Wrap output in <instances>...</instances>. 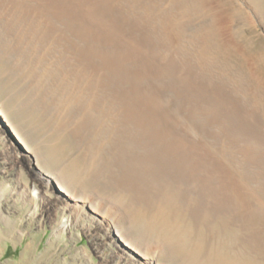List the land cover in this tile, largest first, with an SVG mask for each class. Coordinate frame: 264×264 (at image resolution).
<instances>
[{
	"label": "rangeland",
	"instance_id": "rangeland-1",
	"mask_svg": "<svg viewBox=\"0 0 264 264\" xmlns=\"http://www.w3.org/2000/svg\"><path fill=\"white\" fill-rule=\"evenodd\" d=\"M233 2L0 0V264H264V24Z\"/></svg>",
	"mask_w": 264,
	"mask_h": 264
},
{
	"label": "bare ground",
	"instance_id": "bare-ground-1",
	"mask_svg": "<svg viewBox=\"0 0 264 264\" xmlns=\"http://www.w3.org/2000/svg\"><path fill=\"white\" fill-rule=\"evenodd\" d=\"M234 0H224V6L225 5H229L230 6V8L231 7H237L236 9L239 11V13H241V11H244L243 13L246 15V12H250L249 11V9H247L248 7H247V5H248V2L246 3H241V4H239V6H237V4L235 3V2H233ZM249 1V3H251V8H252V10H254L255 11V13L256 14H258V17H259V19L262 21V23L264 24V0H248ZM250 5V4H249ZM9 9V8H8ZM30 11V10H29ZM234 11V10H233ZM254 14V13H253ZM257 16V15H256ZM247 18V17H246ZM236 88V87H235ZM73 90V89H72ZM76 90V89H75ZM79 91V90H78ZM81 93V92H80ZM126 96V95H125ZM77 97V96H76ZM94 98V97H93ZM89 102V101H88ZM94 102V101H93ZM89 104V103H88ZM107 104V103H106ZM101 105V104H100ZM92 106V108H94L95 106L94 105H91ZM103 107V106H102ZM102 109V108H101ZM105 110V109H104ZM95 113H97V115H98V113H99V111H100V107H97L96 106V108H95V110H93ZM104 112V111H103ZM107 113V112H106ZM140 114H142L143 115V113H141V112H139ZM148 113V112H147ZM0 114L2 115V117H3V119L7 122V124L9 125V126H11V129H12V131H13V134L16 136V138H18V140L20 139V136H19V134L17 133V131H16V129H14L13 127H12V123H8V120H7V118L2 114V112L0 111ZM101 114V113H100ZM104 115H105V113H104ZM103 116V115H102ZM138 116V115H137ZM148 116V115H147ZM151 116V115H150ZM131 117V116H130ZM127 118H129V117H127ZM142 118V117H141ZM136 120H138V119H136ZM140 120V119H139ZM136 122V121H135ZM142 122V121H141ZM145 122V121H144ZM100 123H101V121H100ZM126 123V122H125ZM103 124V123H102ZM127 124V123H126ZM141 125V124H140ZM101 127V126H100ZM140 127V126H139ZM143 137V136H142ZM138 138V137H137ZM141 145V144H140ZM165 145V144H164ZM169 144H167V146H168ZM138 147H139V145H138ZM171 149H170V151L171 152H169V154H170V156L172 157H174V155H175V152L177 153V152H179L180 150V147H175L174 148V145L172 146L171 145ZM174 148V149H173ZM158 149V148H157ZM182 150V149H181ZM133 152V151H132ZM165 152V151H164ZM184 155V154H183ZM186 158V157H185ZM139 160H140V157H139ZM178 160H179V158L177 159V162H178ZM185 161V160H184ZM189 165V164H188ZM186 166V165H185ZM187 167V166H186ZM185 167V168H186ZM134 168H135V166H134ZM192 168V167H191ZM187 169V168H186ZM188 170V169H187ZM188 176H189V178H190V175H189V173H188V175H186L185 176V178H187V179H189L188 178ZM56 184H57V186H58V188L61 190V191H65V192H67V190H66V188H65V186L63 185V183L61 182V179H60V181H58V180H56ZM207 185V184H206ZM118 190V189H117ZM96 204V203H95ZM93 207H95V206H93ZM107 216V215H106ZM117 222V221H116ZM115 222V223H116ZM107 226H109V227H111V228H113V230H114V234H116V235H118V237L120 238V240L124 243V245H126L128 248H133V245H132V243H131V241L129 240V238L128 237H126L125 236V232L123 231V226H121V224H120V222L116 225V224H114V223H112V225H111V222H109V223H107L106 224ZM108 229V228H107ZM169 249V248H168ZM167 249V250H168ZM169 252V251H168ZM185 257V256H184ZM160 263V262H159ZM252 264H253V262H251ZM158 264V263H157Z\"/></svg>",
	"mask_w": 264,
	"mask_h": 264
}]
</instances>
